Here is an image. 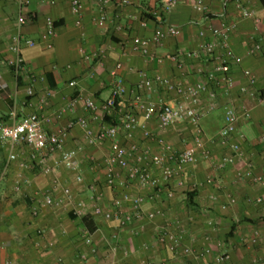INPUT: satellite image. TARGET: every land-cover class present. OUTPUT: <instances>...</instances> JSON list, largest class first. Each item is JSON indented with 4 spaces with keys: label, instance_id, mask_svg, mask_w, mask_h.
Instances as JSON below:
<instances>
[{
    "label": "crops",
    "instance_id": "0c3cea01",
    "mask_svg": "<svg viewBox=\"0 0 264 264\" xmlns=\"http://www.w3.org/2000/svg\"><path fill=\"white\" fill-rule=\"evenodd\" d=\"M24 1L26 4L20 5L17 0H0V124L10 125L12 112H16L18 118L36 113L48 134L80 118L86 119L97 132L102 123L92 120L85 102L90 99L100 104L109 97L112 85L109 71L116 63L123 65L119 75L126 89L127 102L138 94L144 100L163 99L176 104L179 98L162 89L138 91L136 86L141 75L168 77L183 84L205 82V78L198 75V68L212 71L222 56L219 47L215 55L201 54L199 59L185 60L180 69L166 62H149L134 54L130 49L132 39L149 37L155 28L160 27L148 24L143 29L139 26L140 13L146 8L158 7L159 0H129L127 6H121L119 0H112L106 7L108 21L104 24L97 23L100 16L97 0H80V27L76 26V17L71 13V0ZM178 1V6L166 17L163 25L178 28L180 35L151 46L150 50L158 56L178 50H194L200 43L212 40L211 30L222 20L235 25L229 38L235 56L228 71L233 86L227 92L222 86L217 88L213 111L207 110L209 101L205 96L201 97L196 109L201 116L206 147L215 160H220L231 153L228 145L219 142L218 133L224 125L225 111L234 107L239 121L230 144H239L244 157L223 171L216 170L211 162L199 159L170 184L171 199L163 193L150 200V190H129L133 196H145L144 212L156 211L158 214L152 221H135L118 230L116 222L92 214L95 204L104 212L113 211L116 190L105 186L99 189L104 176L100 165L109 154V142L89 146L81 130L74 128L65 141V148L79 149L78 171L59 167L53 169L52 174L44 175L30 158L25 145L11 146L0 140V264H215L220 252L229 255V261L224 264H251L252 259L264 264V206L253 202L264 197V182L254 184L237 177L247 165L255 175L264 177V141L258 142L264 140V106L251 96L253 90L264 89V0H243L245 7L254 11L257 24L243 19L231 0L218 3L203 0L204 13L194 12L186 0ZM25 14L32 15V23L23 26L22 35L36 45L22 50L24 70L18 85L6 64L13 58L9 48L16 36L17 19ZM47 18L54 21L57 31L51 50L40 42ZM200 32H205V38L200 37ZM253 43L261 45V52L255 56L248 54ZM81 46L88 53L103 51L101 66L96 61L84 60L79 53ZM246 70L255 78L254 87L244 76ZM93 71L95 76L90 78ZM72 81L77 83L75 87L69 86ZM29 86L33 89L30 99L26 96ZM48 93L46 105H40L38 101ZM70 102L75 105L73 112L59 116ZM127 110L135 112L129 107ZM135 115L142 122L141 115L138 112ZM109 117L119 122L115 112ZM181 125L190 128L187 122H182L162 131L154 119L147 123V128L154 138H161L182 150L190 142L187 140L190 134L179 130ZM190 130L192 140V128ZM119 134L120 142L128 145L123 131ZM135 142L150 147L153 153L159 152L155 141H144L139 129L135 132ZM11 154L16 159L10 162ZM77 174L83 176L82 183L75 181ZM190 184L191 188L187 190ZM17 186L19 190H16ZM63 188H69L74 203H82L86 214L94 217L97 229L92 234L86 231L70 205L44 206V194L60 198ZM97 192L101 195L94 199ZM188 193L194 195L190 207ZM214 195L216 201L210 199ZM229 196L234 199V204L228 203ZM33 209L37 210V215H33ZM163 231L181 234L182 247L198 251L209 248L212 253L198 260L174 254L170 252L168 242L160 241ZM256 232L260 237L253 244L251 239ZM114 234L118 236L116 241L112 239ZM88 238L91 245L86 243ZM218 244H222L221 248ZM93 249L96 253H92Z\"/></svg>",
    "mask_w": 264,
    "mask_h": 264
},
{
    "label": "built area",
    "instance_id": "2783aa9c",
    "mask_svg": "<svg viewBox=\"0 0 264 264\" xmlns=\"http://www.w3.org/2000/svg\"><path fill=\"white\" fill-rule=\"evenodd\" d=\"M20 5H25L24 0H17ZM191 9L197 13H204L206 6L203 0H186ZM218 3L222 0H211ZM237 13L243 19L253 20L254 24L258 23V18L254 11L245 7L243 0H231ZM110 3L109 0H97L100 16L97 23L104 24L108 21L106 7ZM121 6H127L129 0H119ZM178 0H159V6L152 11V15L159 18L160 15L168 16L178 6ZM71 13L76 17V26H81V2L80 0H71ZM26 24L23 15L17 19V32L13 44L9 50L13 54V58L7 61V66L13 69L15 78L20 76L24 70V60L22 57L23 48H34L36 43L32 40L25 39L22 35V28ZM139 26L146 29L148 23L139 21ZM235 25L222 20L217 28L211 30V41H204L199 44L194 50H178L172 54L158 56L150 50L151 46H158L168 39H175L180 35V30L174 26L166 25L156 28L149 37H134L131 41V51L139 55L149 62L154 63H169L176 68H183L185 60L199 59L201 54L207 56L215 55L216 50L221 47L222 56L219 57L218 65L212 71H204L198 68L199 76L205 78V82H196L194 84L174 81L168 77L156 76L150 78L146 75H141V79L137 84L138 91L152 92L156 88L173 94L179 98L176 104L168 103L163 99L156 101L144 100L140 95H135L132 101L126 100V89L119 73L123 65L118 62L109 71V76L112 80L111 93L109 97L100 104L92 100H86L85 109L91 115L95 122L102 123L97 132L90 126L89 122L80 118L75 121H70L67 125L56 132L46 133L42 119L36 113L28 114L22 118H18L16 112L11 113V124H0V140L8 143L11 146L18 144L25 145L30 151V158L41 169L44 175H50L53 169L63 167L69 171H78V153L79 149H66L65 141L69 133L74 128H79L83 133V137L89 146L100 145L109 142V154L104 158L100 165L103 169L104 179L108 187L115 189L117 194L112 201L113 211L104 212L102 208L95 204L92 209V214L96 217H102L107 221L116 222V229L121 230L130 226L135 221H152L157 216L158 212H144L143 205L146 198L143 195L133 196L129 190L136 188L140 190H150L149 199L158 198L165 193L168 199L173 197V192L170 189V184L177 176L184 172L187 168L194 166L199 159L211 162L214 168L218 171H223L228 166H232L237 160L244 157L239 144H230L231 136L236 132L239 115L234 107H229L225 111L224 125L218 133V140L223 146H229L230 155L215 160L212 153L206 147L203 138V129L200 124V114L196 106L200 103L201 97L205 96L209 101L207 110L213 111L217 103V88L223 87L224 92H227L232 86L233 81L228 76L230 63L235 60V56L231 50L229 38ZM201 38H205V32L199 33ZM57 36L55 23L51 18L45 20V29L40 37V42L47 50L53 48V41ZM248 54L255 56L261 52V45L253 43ZM79 53L86 61H91L101 66L104 52L88 53L84 47H80ZM95 71L90 74V78H94ZM244 76L247 78L250 86L254 87L255 78L249 72L245 71ZM76 82L69 83L70 87H75ZM2 89L0 84V90ZM27 98H32L33 89L29 86L26 89ZM50 93L42 97L38 102L40 105H46ZM259 103L264 106V97L259 95V92L251 94ZM74 103L70 102L65 108L59 112V116L66 113H71L74 110ZM135 110L130 112L127 108ZM115 112L119 116V122L116 125H107L104 123V117ZM140 114L142 122H140L135 114ZM152 119L156 120L158 128L165 131L176 124L187 122L192 128V140L186 144L182 150H177L170 143L165 142L161 138H154L147 128V123ZM142 132L144 141H155L159 147L158 153H153L148 146H140L135 142V132ZM123 131L128 145H124L119 140V133ZM262 139L258 142L262 143ZM16 159L14 154L9 156V161ZM237 177L240 180H250L254 184L264 182V177L257 176L253 173L250 165H247L246 170L238 172ZM77 183L83 182V176L77 174L75 176ZM182 185L181 182L178 183ZM19 190V187H16ZM212 201L217 200V196H211ZM228 203L234 204V199L228 197ZM252 200H250L251 202ZM256 205L264 206V197H258L253 200ZM43 204L49 208H59L64 205H70L74 214L78 219H82L86 214V208L82 203H74L71 190L69 188L62 189L60 198H54L51 194L46 193L43 196ZM128 209V211H127ZM33 215H37V210L33 209ZM182 234V231L180 230ZM181 234H172L163 231L160 241L168 242L170 252L181 254L185 257H192L196 260L204 258L212 253L211 249L194 250L189 247H182ZM260 234L254 233L252 243L256 244L259 241ZM118 238L117 234L113 235L112 239ZM87 245H91L90 238L86 240ZM222 244H218L221 248ZM92 253H96L95 249ZM229 255L225 252H220L216 255L215 264H224L229 261ZM4 264H9L6 262ZM251 264H258L257 259H252Z\"/></svg>",
    "mask_w": 264,
    "mask_h": 264
},
{
    "label": "trees",
    "instance_id": "16d2710c",
    "mask_svg": "<svg viewBox=\"0 0 264 264\" xmlns=\"http://www.w3.org/2000/svg\"><path fill=\"white\" fill-rule=\"evenodd\" d=\"M110 3L112 0H109ZM155 8H146V10L142 11L139 15V21H145L147 22L148 24H152L154 27H157L160 25V27H163L165 21H166V17L167 16H164V15H160L159 18L156 17V16H153L152 15V11L155 10ZM25 21H26V24H31L32 23V15L31 14H25L23 15ZM55 27H56V24H55ZM156 29V28H155ZM12 73H13V69H11ZM21 79L22 77L21 76H18L16 78L17 80V84L20 85L21 84ZM259 95L261 97H264V89L260 90L259 91ZM104 123L107 124V125H116L117 122H114L112 121L111 117L109 116H105L104 117ZM191 140V139H190ZM105 186V188H108L112 191L115 192V189H111L110 187L107 186L106 182H105V179H104V176H103V183L101 184V187L99 188L101 190V188ZM101 192H97V194L95 195L94 194V199H96V197H98ZM117 193V192H115ZM118 195V194H116ZM116 197V196H115ZM194 197L193 193H188V200H189V204L188 206L190 207L191 206V200L192 198ZM81 220V223L83 224V226L85 227L86 231L89 233V234H92L96 229H97V225L94 221V217H92L91 215H85ZM233 230V229H232Z\"/></svg>",
    "mask_w": 264,
    "mask_h": 264
},
{
    "label": "rangeland",
    "instance_id": "374dc122",
    "mask_svg": "<svg viewBox=\"0 0 264 264\" xmlns=\"http://www.w3.org/2000/svg\"><path fill=\"white\" fill-rule=\"evenodd\" d=\"M253 90V89H252ZM254 92H256L255 90H253ZM179 128V130H181L182 132H186V134H190V137H187V140L188 141H190V139H191V130H190V128H188V126H186V125H181V126H179L178 127ZM85 186V185H84ZM87 186V185H86ZM191 188V184H190V186L187 188V190H189Z\"/></svg>",
    "mask_w": 264,
    "mask_h": 264
}]
</instances>
